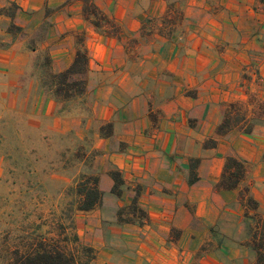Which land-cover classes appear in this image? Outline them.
<instances>
[{"label":"crops","instance_id":"obj_1","mask_svg":"<svg viewBox=\"0 0 264 264\" xmlns=\"http://www.w3.org/2000/svg\"><path fill=\"white\" fill-rule=\"evenodd\" d=\"M172 1L93 0L119 26L109 33L82 0H0L16 6L1 34L11 22L21 36L0 57L23 72L45 53L57 73L87 50L86 91L64 130L91 137L96 151L102 199L76 218L91 264H256L241 238L239 193L246 185L264 215V123L243 130L254 98L264 102V0H179L186 9L169 28ZM230 103L246 118L219 135ZM208 139L216 145L204 147ZM228 155L244 163V177L218 189ZM134 198L144 215L125 218Z\"/></svg>","mask_w":264,"mask_h":264},{"label":"rangeland","instance_id":"obj_2","mask_svg":"<svg viewBox=\"0 0 264 264\" xmlns=\"http://www.w3.org/2000/svg\"><path fill=\"white\" fill-rule=\"evenodd\" d=\"M168 6L173 14L164 24L172 28L186 8L179 0ZM15 9L13 3L0 7L1 49H6L15 37H21L14 27L8 35L1 34L2 17L11 18ZM106 16L107 19L97 16L100 26L109 33L116 32L117 22ZM31 42L30 39L29 45ZM46 57L41 53L34 66L23 68V72L19 63L10 66L0 57V264H11L17 254L40 238L66 236L64 245L74 247L72 234L78 236L76 218L80 214L72 212L77 205V184L84 176L96 174L92 169L96 153L92 138L80 139L73 131L64 130V119L68 113L73 117L83 95L68 101L53 96L44 86ZM232 120L237 119L232 116ZM107 128L102 126L105 131ZM240 190L248 187L243 185ZM120 213L129 218L131 209L128 206ZM253 213L250 205L248 217L243 215L241 238L250 237ZM78 239L80 245L88 246L79 236ZM249 249L254 252L250 246ZM249 253L245 255L247 259Z\"/></svg>","mask_w":264,"mask_h":264},{"label":"trees","instance_id":"obj_3","mask_svg":"<svg viewBox=\"0 0 264 264\" xmlns=\"http://www.w3.org/2000/svg\"><path fill=\"white\" fill-rule=\"evenodd\" d=\"M84 15L91 20L92 24L100 27L97 16L107 19V16L102 10L96 6L93 0H82ZM14 27L20 31L19 27L11 24L8 28ZM88 53L85 48H78L75 52L72 63L64 70L54 73L50 71V59L46 57L48 71L46 72L44 86L60 101H68L73 98L84 95L86 91V74L88 71ZM255 109L251 115L245 120L244 132L250 133L254 124L264 123V102L254 98ZM234 113V115H232ZM247 113L242 110L239 103H230L226 108V112L222 122L218 125L216 131L219 135L226 133L234 125L240 123L246 118ZM232 116L236 117V121L232 120ZM216 141L208 139L204 142V147H214ZM244 163L234 156L228 155L225 160L224 169L221 178L217 184L218 189H234L237 188L244 177ZM110 175L114 181L112 192L120 195V185L122 178L118 171H110ZM193 175V172H192ZM192 181V180H191ZM98 176H84L78 185V198L76 207L72 212L89 211L96 207L102 199V191L98 188ZM240 201L244 205V216L248 217V211L251 209L254 213L251 215L253 219L249 226L250 237L246 241L247 245L255 252L256 263L264 264V215L258 211L257 202L248 194V190H240ZM130 209L133 214L143 216L144 212L137 207L136 198L130 204ZM120 213V212H119ZM121 214V213H120ZM73 223V219H72ZM73 227V226H72ZM64 231V227H62ZM62 233V232H61ZM72 239L75 243L74 247H66L64 243L67 241L66 236L59 238H40L33 246L27 247L25 252L17 254L11 264H91L95 257V250L86 245H80L78 236L75 232L72 234Z\"/></svg>","mask_w":264,"mask_h":264}]
</instances>
